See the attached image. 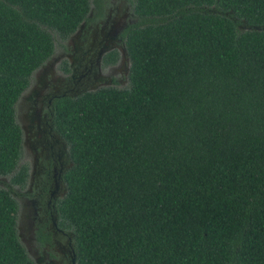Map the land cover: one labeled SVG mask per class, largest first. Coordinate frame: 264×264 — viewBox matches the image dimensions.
<instances>
[{"label":"trees","instance_id":"1","mask_svg":"<svg viewBox=\"0 0 264 264\" xmlns=\"http://www.w3.org/2000/svg\"><path fill=\"white\" fill-rule=\"evenodd\" d=\"M107 3L0 0V264H35L11 193L27 171L16 102ZM129 3L125 84L52 107L74 264H264V0Z\"/></svg>","mask_w":264,"mask_h":264},{"label":"flooded vegetation","instance_id":"2","mask_svg":"<svg viewBox=\"0 0 264 264\" xmlns=\"http://www.w3.org/2000/svg\"><path fill=\"white\" fill-rule=\"evenodd\" d=\"M107 5L104 7L102 17L107 9ZM128 23H126L122 27V29ZM113 49L116 50L117 59L113 64L105 65V63H103L102 61V58L107 52ZM61 52H63V54L65 55L67 53L66 47H64L61 50ZM124 53L125 52L123 51V49H120L117 46L116 48L106 47L103 50V52L98 56V64H100L102 68H107V69H112L115 66L118 67L119 64H122L124 67V65L126 64L124 63L126 59L124 57ZM52 56L53 55H51V57L45 63H47L50 59L52 61L55 60L54 62H52L54 63L53 68L54 70H56V72H58L59 75H67L74 71L72 62L69 61L65 56L63 57L60 56L58 58H52ZM41 66H39L37 69H39ZM126 73H127V65H126V71H124L125 78H126ZM31 81L32 78L30 79L26 89L30 86ZM40 86L42 88L45 86L44 81L40 83ZM50 89L52 91H48L45 94H41L39 93V91H37L36 94L34 95L30 94L28 96H25V98L28 100H29V96L33 97L31 99L30 108L32 109V111H34V114L35 111H41L40 117L38 119L34 116L33 120H30L28 119L29 118L28 114L25 115V118L30 121L32 127V131L30 132L29 136H36L37 138L35 140V143L31 147V150L33 152L32 154L33 160L30 159L31 155H29L25 146L24 129L17 119L16 105H15V117L22 132L23 154L20 160L21 163L26 165L27 171H26V182L24 188L20 189L17 186H13L12 190L16 191L18 195L19 193H22L23 196H28V197H30L31 194L33 195L32 203L35 205V208L31 213V220L29 227H30L32 244L34 246V253L37 254L38 251H40V255L36 257V259L39 257L37 259L38 261L35 260L36 261L35 264H74L71 233L67 229L58 225L56 213H55V203L59 198L63 196L65 191L61 176L62 173L65 171V169L68 167L69 160H68L66 144L64 140L61 138V136L55 130L53 124L52 107L56 99L66 97L68 95L69 96L77 95L80 92L85 91V89L76 90L72 92L54 91L53 86H51ZM91 89H95V88H91ZM22 93L19 96L18 100L23 98ZM18 100L16 104L18 103ZM33 128L39 131V135H37V133L33 131ZM38 139L42 144L46 143V146L44 147L42 146L41 148H38L37 147ZM47 139L50 140L49 143L46 141ZM46 149H48L49 155L47 157L40 158L39 153H42L43 150ZM34 175L36 176V183L32 186L31 178ZM16 228H17V221H16ZM17 234H18V230H17ZM59 239L62 241V244L59 242ZM56 245L58 247H55Z\"/></svg>","mask_w":264,"mask_h":264},{"label":"rangeland","instance_id":"3","mask_svg":"<svg viewBox=\"0 0 264 264\" xmlns=\"http://www.w3.org/2000/svg\"><path fill=\"white\" fill-rule=\"evenodd\" d=\"M130 3L129 0H108L107 9L103 17L97 21L91 23H82L79 29L71 35L70 38L65 42L67 53L64 55L58 46L55 47L52 58H58L65 56L69 61L72 62L74 71L67 75H59L53 68L52 62L55 60H49L43 64L39 69L32 73V81L30 86L22 93L23 98L18 100L16 104V116L19 123L24 129V140L25 146L29 153L30 159L32 158L31 147L37 139L36 136H29L32 131L31 123L28 119L33 120L35 116L37 119L40 117L41 111H32L31 99L25 98L28 95H34L37 91L41 94H45L53 86L54 91H67L72 92L82 89L96 88L101 85L114 83L118 86H122L126 82L124 77V71H126V63L123 67L122 64L115 66L112 69L102 68L98 64V56L103 52L106 47L123 49V44L119 38V33L122 27L132 21L130 14ZM124 51V49H123ZM124 57L125 53H124ZM124 59V58H123ZM123 62V61H122ZM44 81L45 86L42 88L40 83ZM28 114V119L25 115ZM35 119V118H34ZM33 131L39 135V131L33 128ZM48 143L49 139L46 140ZM46 146V143H41L38 139V148ZM49 155L48 149L43 150L39 153V157H47ZM32 186L36 183V176L31 178ZM0 186L7 187V178L0 177ZM12 195L18 202L17 212V230L18 236L23 244L27 254L36 263L35 260L40 251L37 254L34 253V246L32 244L30 235V220L31 213L33 212L35 205L33 202V195L30 197L23 196L22 193L11 191ZM62 244V241L59 239ZM55 247H58L57 245ZM38 261V260H37Z\"/></svg>","mask_w":264,"mask_h":264}]
</instances>
